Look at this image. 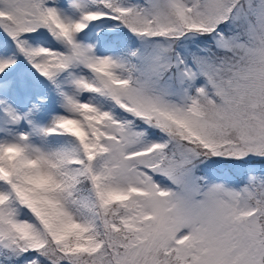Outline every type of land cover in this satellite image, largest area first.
<instances>
[{
	"label": "snow or ice",
	"instance_id": "snow-or-ice-1",
	"mask_svg": "<svg viewBox=\"0 0 264 264\" xmlns=\"http://www.w3.org/2000/svg\"><path fill=\"white\" fill-rule=\"evenodd\" d=\"M0 264H264V0H0Z\"/></svg>",
	"mask_w": 264,
	"mask_h": 264
}]
</instances>
